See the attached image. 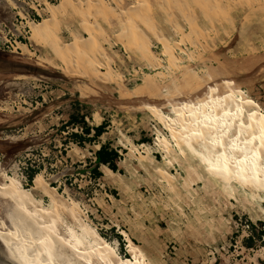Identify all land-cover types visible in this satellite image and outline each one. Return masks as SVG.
Here are the masks:
<instances>
[{
	"label": "rangeland",
	"instance_id": "374dc122",
	"mask_svg": "<svg viewBox=\"0 0 264 264\" xmlns=\"http://www.w3.org/2000/svg\"><path fill=\"white\" fill-rule=\"evenodd\" d=\"M30 1L0 0L5 189L29 192L101 262L95 242L125 264H136L129 245L147 264H264V248L242 244L247 222H264V190L212 179L213 152L182 141L193 109L204 120L243 114L246 103L244 122L264 114V0ZM28 3L44 9L36 24H21ZM73 114L92 128L106 122V133L78 146ZM236 133L225 139L230 156L249 135ZM105 144L120 151L121 173L102 168L95 180ZM41 179L44 192H33ZM8 210L0 197V217Z\"/></svg>",
	"mask_w": 264,
	"mask_h": 264
},
{
	"label": "bare ground",
	"instance_id": "6f19581e",
	"mask_svg": "<svg viewBox=\"0 0 264 264\" xmlns=\"http://www.w3.org/2000/svg\"><path fill=\"white\" fill-rule=\"evenodd\" d=\"M246 106L251 105L246 103L241 107L243 114L238 116H234V110H230L229 115L224 112L222 117L210 113L206 115L205 120L199 116L197 110L193 109L194 118L185 121V125L191 130L190 140L194 139L199 143L190 144L189 137H182V141L194 151L206 148L213 152L220 167L208 169L210 175L214 177L212 179L234 181L250 190L262 191L264 190V114L253 117L254 119H250L248 114V121L244 122L242 119ZM236 108L235 110H238ZM232 127L237 131L235 138L240 132L242 135H249L239 140L233 155L230 156L229 147L232 138L228 144L225 143V139ZM248 139L252 140L251 144L244 148L243 145ZM213 141L222 142V146L212 145ZM43 188L44 183L41 179L39 188H33V192H40ZM0 197L7 201L9 206L6 219L0 217V258L4 257L9 264H125L115 251L108 252L97 242L94 245L98 255L102 257V262L87 254L82 247L65 237L58 223L43 216L29 192L20 187L15 192H9L2 184L1 178ZM27 209L31 212L27 213ZM128 252L136 264H147L134 246L129 245ZM0 264L7 263L0 259Z\"/></svg>",
	"mask_w": 264,
	"mask_h": 264
},
{
	"label": "trees",
	"instance_id": "16d2710c",
	"mask_svg": "<svg viewBox=\"0 0 264 264\" xmlns=\"http://www.w3.org/2000/svg\"><path fill=\"white\" fill-rule=\"evenodd\" d=\"M67 125L81 126V134H72L73 140L80 147H83L86 143H94L98 141L106 133V130L108 128L106 122L102 123L98 127L92 128L87 123L85 118H79V116L75 114L70 117V122ZM122 159L123 157L120 151L118 149H114L111 144L102 145L100 149L96 152V161L93 169L91 170L92 177L95 180L100 179L103 176L101 172L102 168L107 169L109 172L114 174L121 173L119 169V163L122 161ZM28 177L29 182L32 183L34 176L31 174ZM38 182L39 178L35 180L34 187L38 184ZM247 228V236L242 241L243 247L248 251L264 248V222L259 221L257 223H253L251 221H248ZM118 237L122 245V237ZM125 262L129 263L132 262V260H128Z\"/></svg>",
	"mask_w": 264,
	"mask_h": 264
},
{
	"label": "crops",
	"instance_id": "0c3cea01",
	"mask_svg": "<svg viewBox=\"0 0 264 264\" xmlns=\"http://www.w3.org/2000/svg\"><path fill=\"white\" fill-rule=\"evenodd\" d=\"M105 3H107V2H105ZM35 6V5H34ZM41 7V5L40 6H35V7H33V6H28V9H27V12H26V15H30L31 17H33L34 15L36 16V17H40L41 18V16H40V12L41 11H44V9H42V8H40ZM107 9H109V7L108 6H105ZM46 9V8H45ZM42 19V18H41ZM100 19V18H99ZM101 21V24H105L106 23V18L105 17H102L101 19H100ZM43 22V21H42ZM98 43V45H99V42H97ZM101 44V43H100Z\"/></svg>",
	"mask_w": 264,
	"mask_h": 264
},
{
	"label": "built area",
	"instance_id": "2783aa9c",
	"mask_svg": "<svg viewBox=\"0 0 264 264\" xmlns=\"http://www.w3.org/2000/svg\"><path fill=\"white\" fill-rule=\"evenodd\" d=\"M33 2L36 3L37 1H35V0L30 1V3H33ZM29 5L30 4L28 3V6ZM36 6H40V4H38ZM20 19L22 21L21 24L25 23L26 25L36 24V21H37L34 17H31L30 15H26V14L24 15V18H20ZM26 28H28L29 32H31V29L29 26H27ZM14 43L18 44L16 41ZM77 129H79L82 132L81 126H79V128H77Z\"/></svg>",
	"mask_w": 264,
	"mask_h": 264
},
{
	"label": "water",
	"instance_id": "95a60500",
	"mask_svg": "<svg viewBox=\"0 0 264 264\" xmlns=\"http://www.w3.org/2000/svg\"><path fill=\"white\" fill-rule=\"evenodd\" d=\"M78 173H79V174H84V173H86V171H80V172H78ZM0 259H1L3 262L9 264V263L7 262V260H6L4 257H1Z\"/></svg>",
	"mask_w": 264,
	"mask_h": 264
}]
</instances>
